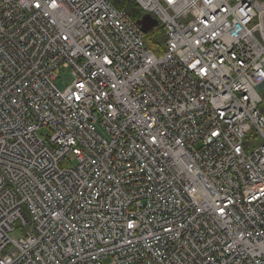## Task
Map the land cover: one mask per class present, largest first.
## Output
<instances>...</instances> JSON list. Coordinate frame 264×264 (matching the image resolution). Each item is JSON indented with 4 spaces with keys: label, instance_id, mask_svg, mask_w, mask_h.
Listing matches in <instances>:
<instances>
[{
    "label": "built area",
    "instance_id": "1",
    "mask_svg": "<svg viewBox=\"0 0 264 264\" xmlns=\"http://www.w3.org/2000/svg\"><path fill=\"white\" fill-rule=\"evenodd\" d=\"M134 2L0 0V264H264V0Z\"/></svg>",
    "mask_w": 264,
    "mask_h": 264
},
{
    "label": "rangeland",
    "instance_id": "2",
    "mask_svg": "<svg viewBox=\"0 0 264 264\" xmlns=\"http://www.w3.org/2000/svg\"><path fill=\"white\" fill-rule=\"evenodd\" d=\"M163 43H164V36L162 33H158L155 29L154 30L151 29L150 31L146 32V44L154 52L156 53L163 52L164 51ZM70 80H71L70 70L61 69L60 72L58 73V77L54 80V83L58 88H63ZM254 134L255 131L252 130L251 134H249L248 138L246 139L245 146L246 148H248L247 151H250L253 145L259 142V140L256 139V136H254Z\"/></svg>",
    "mask_w": 264,
    "mask_h": 264
},
{
    "label": "trees",
    "instance_id": "3",
    "mask_svg": "<svg viewBox=\"0 0 264 264\" xmlns=\"http://www.w3.org/2000/svg\"><path fill=\"white\" fill-rule=\"evenodd\" d=\"M112 2L115 4L118 8H124L128 11L129 15L136 21L142 17L144 14L142 10L139 8V6L134 2V0H112ZM156 30L158 33H163V29L160 25L154 27L152 30ZM146 38V34H145ZM261 95V103L259 105V109L261 112L264 113V87L260 91Z\"/></svg>",
    "mask_w": 264,
    "mask_h": 264
},
{
    "label": "water",
    "instance_id": "4",
    "mask_svg": "<svg viewBox=\"0 0 264 264\" xmlns=\"http://www.w3.org/2000/svg\"><path fill=\"white\" fill-rule=\"evenodd\" d=\"M136 22L140 25L142 32L146 33L158 25V21L150 14L145 13Z\"/></svg>",
    "mask_w": 264,
    "mask_h": 264
}]
</instances>
